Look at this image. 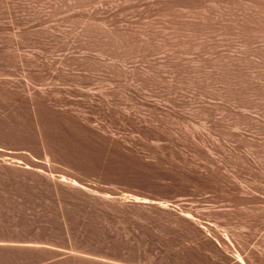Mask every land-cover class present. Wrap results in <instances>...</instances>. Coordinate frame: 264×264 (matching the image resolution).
<instances>
[{
  "label": "rangeland",
  "instance_id": "374dc122",
  "mask_svg": "<svg viewBox=\"0 0 264 264\" xmlns=\"http://www.w3.org/2000/svg\"><path fill=\"white\" fill-rule=\"evenodd\" d=\"M0 264H264V0H0Z\"/></svg>",
  "mask_w": 264,
  "mask_h": 264
},
{
  "label": "bare ground",
  "instance_id": "6f19581e",
  "mask_svg": "<svg viewBox=\"0 0 264 264\" xmlns=\"http://www.w3.org/2000/svg\"><path fill=\"white\" fill-rule=\"evenodd\" d=\"M70 182V181H69ZM187 216V215H186ZM190 217V216H189ZM191 220V219H190ZM193 221V220H192ZM196 223V222H195Z\"/></svg>",
  "mask_w": 264,
  "mask_h": 264
}]
</instances>
